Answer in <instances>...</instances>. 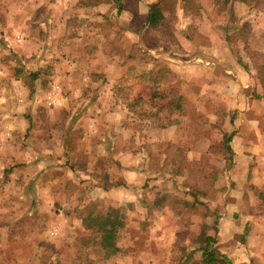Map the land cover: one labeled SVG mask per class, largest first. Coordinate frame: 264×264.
I'll return each mask as SVG.
<instances>
[{"label": "rangeland", "instance_id": "rangeland-1", "mask_svg": "<svg viewBox=\"0 0 264 264\" xmlns=\"http://www.w3.org/2000/svg\"><path fill=\"white\" fill-rule=\"evenodd\" d=\"M153 2L163 13L156 27L146 23ZM54 82L61 88L59 101L47 106L45 95ZM136 97L141 99L137 104ZM172 97L178 98L177 107L166 103ZM46 108L53 111L50 121ZM15 118L26 126L74 130L72 144L85 132L113 134L116 127L123 141L118 147L129 141L135 155L149 161L153 176L142 186L146 192L167 188L173 194L177 184L192 193L223 191L228 220L238 221L241 213L262 217L264 189L253 177L264 172L254 171L264 155V0H234L226 6L220 0H0V128ZM239 129H250L251 140L257 134L261 147L258 153L233 151L229 164L225 138ZM241 158L249 165L243 166ZM104 165V159L97 161V170ZM231 167L229 180L221 177L222 168ZM10 168L0 167V202L10 190L5 187ZM65 173L59 169L58 177L64 179ZM158 174L167 176L168 187L148 181ZM18 190L11 188L15 199L0 212V264H195L201 259V231L218 235L217 212L192 208L202 220L193 226L183 211L188 193L182 192L177 213L167 196V213L178 227L164 230L149 221L153 214L136 207L115 212L123 224L106 256L107 250L93 244L98 235L82 226L79 214L68 219L61 202L48 201L42 208L28 199L20 202ZM195 203L206 207L198 199ZM103 205L95 208L103 212ZM244 223L226 246L242 250L247 245L252 230ZM55 226L60 231L51 236ZM160 242L169 247L160 250ZM162 251L164 258H159ZM244 264L254 261L248 258Z\"/></svg>", "mask_w": 264, "mask_h": 264}, {"label": "crops", "instance_id": "crops-1", "mask_svg": "<svg viewBox=\"0 0 264 264\" xmlns=\"http://www.w3.org/2000/svg\"><path fill=\"white\" fill-rule=\"evenodd\" d=\"M51 113L53 111L50 112V108H46L45 117L49 119L48 121H50ZM21 120L15 118L6 122L0 128V167H11L9 174L11 178L5 185L6 188L10 187V190L4 196V201L0 202V212H6L5 206L12 201L11 198L13 196L10 197V195L11 188H13L15 191L19 189L15 192L17 200L21 202V199H28L32 205H36L37 202L41 205V207L39 206L40 208L47 207L44 203L48 201L54 205L60 204L61 202L63 212L68 214V219L74 214H79L80 223L84 228L86 226L83 223V217L91 211V208L95 206L100 207L102 204H104L103 212L114 209L116 210L115 212L122 213L127 212V208L133 210L136 207L140 213L146 212L153 214L155 217L153 219L148 218L149 221L156 222V226L164 230L169 227H178L176 224L179 221L176 218L175 221H171V217L167 213L171 211V209L168 210L167 201L169 199H167V196H172V208L177 213L182 210L180 208V199H183L182 192H187V186L177 184L178 189H174L173 194H169L171 190L167 188L146 192L142 186H145L147 183V177L153 176L149 175L151 169L148 166L150 165L149 161L143 157L141 158V156L135 155L134 146L129 141L118 147L119 141L121 143L123 141L119 138L120 136L117 133L118 130L116 127L113 128L115 129L113 134L106 132V130L97 134L95 132L96 129H93L92 134L91 132L89 134L85 132V135L77 140L76 145L72 144V142L70 143V134L74 130L65 128L64 131H60L54 124L52 127H48L47 125L41 126L36 123L26 126ZM99 130H102V128H99ZM248 130L250 131V129H246V131L239 129L237 132H234L229 145L236 154L239 152L243 153L245 150H251L253 153L259 152V147H261L260 139L257 138L256 134V139L251 140L248 135L250 133ZM27 132L28 136L25 140H22L21 136ZM140 132L143 133V130ZM135 133L138 134L139 132ZM128 134L129 131L127 130ZM237 142L238 144H236ZM251 142L252 144H250ZM235 145L238 146L240 151L236 149ZM163 157V155H158L159 160H163ZM262 157L263 154L258 158L260 162H258V165L254 169L256 173L260 169L264 171ZM102 159L105 161L103 167L106 168L97 170L96 162ZM240 160L243 162V166L249 165L248 159L241 158ZM62 164H67L69 167H60ZM72 168L75 169V174ZM59 169L66 172L65 174L67 176L64 179L58 177ZM222 169L224 170L221 173V177L225 175L227 179L231 175L232 170L234 171V167L227 170L225 168ZM118 170L122 172L119 173ZM257 175L253 177V182L260 189H264V172L262 176L258 177ZM165 177L167 176L158 174L156 178H151L148 181H151L150 183H157V185L163 184L168 187L169 180ZM150 183L148 187H153ZM26 185L27 187H25ZM68 185L72 187L76 186L77 190H72ZM55 188L59 191V194ZM187 193L183 194V197H186L188 201V205H184L183 211L190 214V220L191 222L193 221V226H199L202 220L194 216L192 208H197L200 211L208 213V210L212 212L216 211L219 215L217 222V228L219 230L215 243L217 250L223 254L225 253L226 256L228 255L227 257L233 264H244L248 258H252L254 264H264V216H251L249 213H241V218L238 221H231L226 217L228 215V212L226 213L228 207L226 211L223 208V191H215L211 194L205 190H202L200 193H197V191H193V193L189 191ZM58 195H60V198ZM240 196L242 207H244V195L240 194ZM205 197L207 199H204ZM216 197L217 199H215ZM237 197L239 198V196ZM197 199L205 203L204 205L206 207L204 209L198 203H195ZM198 206L203 210L199 209ZM95 209L96 211L99 210L97 208ZM244 210L242 209V212ZM80 213L85 214L81 216ZM118 218L127 221L126 218L120 216ZM244 222H249L252 230L249 240H247V245L243 246L241 248L242 250L239 247L233 248V245L226 246V241L233 234H236L239 229L244 227L241 226V223ZM252 236H254L253 239L251 238ZM186 242L189 241L187 240ZM158 246H160V250H162V246L166 250L169 247V243L160 242ZM232 256L235 258H232ZM159 258H164V251L161 252Z\"/></svg>", "mask_w": 264, "mask_h": 264}, {"label": "trees", "instance_id": "trees-1", "mask_svg": "<svg viewBox=\"0 0 264 264\" xmlns=\"http://www.w3.org/2000/svg\"><path fill=\"white\" fill-rule=\"evenodd\" d=\"M221 4L223 6H226L228 3L233 2L234 0H220ZM243 2H247L249 0H240ZM163 19V13L161 6L159 2H153L149 4L147 16H146V23L149 26L156 27ZM157 90L153 91L154 95H157ZM153 96L150 98V100L154 99ZM158 97H165V96H158ZM141 101L140 97H136L134 103H138ZM178 98L172 97L171 100H167L166 103H169L177 107ZM134 105H131V108ZM166 109L170 107L164 106ZM160 110V108H158ZM128 110V109H127ZM159 110H156L154 115H157L159 113ZM133 111V110H132ZM138 116H142V110L137 111ZM143 118V116L141 117ZM234 132H230L226 138H225V148L228 152V161L229 164L232 163V154L233 150L231 146L229 145V141L232 137ZM10 170H6L4 172H8ZM119 183V182H118ZM83 223L86 226V228L91 229L95 234L98 235V240L93 241V244H98V246L102 250H107V255L110 256L111 250L116 246L117 239H118V230L119 227L123 224V222L115 217V210L110 209L106 210L105 212H102L101 210H97L94 208H91V211H89L84 217H83ZM199 242L201 243V246L199 249L201 250V259L199 262H196L195 264H230V259L223 253H221L219 250L216 249L215 243L216 238L214 236H211L207 234L204 230L201 231L199 235ZM85 245H88L89 242H84ZM109 253V254H108ZM86 260L85 258H83Z\"/></svg>", "mask_w": 264, "mask_h": 264}, {"label": "built area", "instance_id": "built-area-1", "mask_svg": "<svg viewBox=\"0 0 264 264\" xmlns=\"http://www.w3.org/2000/svg\"><path fill=\"white\" fill-rule=\"evenodd\" d=\"M17 42H21V39L17 37ZM60 85L57 82H54L52 86L50 87L49 91L45 95V103L47 106H53L57 103L59 95H60ZM263 165H264V155H263ZM60 231V228L58 226L52 227L49 231V234L51 236H55Z\"/></svg>", "mask_w": 264, "mask_h": 264}]
</instances>
